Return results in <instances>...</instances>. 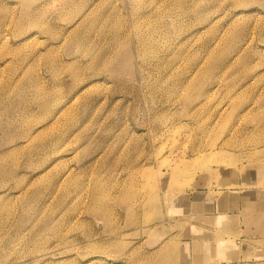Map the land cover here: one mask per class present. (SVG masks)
Masks as SVG:
<instances>
[{
  "label": "rangeland",
  "instance_id": "1",
  "mask_svg": "<svg viewBox=\"0 0 264 264\" xmlns=\"http://www.w3.org/2000/svg\"><path fill=\"white\" fill-rule=\"evenodd\" d=\"M0 264H264V0H0Z\"/></svg>",
  "mask_w": 264,
  "mask_h": 264
},
{
  "label": "bare ground",
  "instance_id": "2",
  "mask_svg": "<svg viewBox=\"0 0 264 264\" xmlns=\"http://www.w3.org/2000/svg\"><path fill=\"white\" fill-rule=\"evenodd\" d=\"M161 41V37H159L158 39H156V38H154V39H151V42H147V43H142L141 41H140V46H141V48L142 49H144V52L145 51H147V53L149 52V53H153V52H155V50H156V46L157 45H159L158 43ZM144 56V55H143ZM170 57V56H169ZM168 56L167 57H160V56H158V52L157 53H155V55L151 58V60L152 59H154V60H156L157 61V67H158V70H166L167 68H168V65H169V62H167V60H168V58H169ZM174 57L176 58L177 57V55L175 54L174 55ZM124 61H126V59L124 58ZM120 63H121V61H120ZM29 138V137H28ZM180 157V156H179ZM184 157V156H183ZM181 159H182V156H181ZM185 160V159H184ZM170 161V160H169ZM169 161H166L165 163H164V165H165V167H166V172H168L169 174L170 173H172L171 175H170V180H177V177H178V175H179V173H175V172H180V169L179 168H177L176 170H173V169H170V165L171 164H169V163H167V162H169ZM179 161H180V163H181V160L179 159ZM178 161V162H179ZM183 161V160H182ZM170 162H172V160L170 161ZM167 163V164H166ZM176 164H177V162H176ZM175 164V165H176ZM164 167V166H163ZM162 167V168H163ZM161 168V169H162ZM161 169H160V171H161ZM206 169V168H205ZM159 171V172H160ZM165 172V171H164ZM161 173H162V171H161ZM159 174V173H158ZM150 176V178H153L151 175H149ZM179 178V177H178ZM179 181V180H178ZM176 182V181H175ZM179 183H181V182H179ZM183 190V189H182ZM253 205V204H252ZM161 251H160V249H158L157 250V252H156V256L158 257L159 255H161Z\"/></svg>",
  "mask_w": 264,
  "mask_h": 264
}]
</instances>
